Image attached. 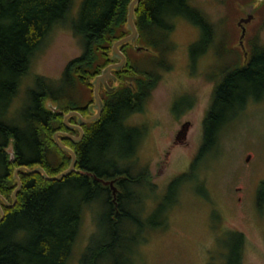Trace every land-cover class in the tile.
<instances>
[{
  "label": "trees",
  "instance_id": "trees-1",
  "mask_svg": "<svg viewBox=\"0 0 264 264\" xmlns=\"http://www.w3.org/2000/svg\"><path fill=\"white\" fill-rule=\"evenodd\" d=\"M131 1L82 0L76 17L70 18L72 31L81 42L80 54L67 62L57 79L34 76L19 108L11 111L32 56L52 27L69 19L73 0H0V264H67L83 212L93 204L108 238L92 235L79 264H97L101 257L109 261L107 253L114 257L124 253L132 225L138 230L160 225L156 218L170 201L172 188L182 177L193 175L197 158L216 146L219 132L232 113L243 109L246 102L264 97V45L259 42V30L264 27V0H233L230 10L238 9L241 3L254 4L253 17L260 18L258 24L252 25L251 34L246 29L251 25H244L247 58L244 60L238 43L241 30L237 26L232 32L237 45L226 46L236 51L237 58L233 65L215 73L199 152L189 170L169 183L163 203L144 218L145 198L140 190L153 186L151 178L146 168L133 175L126 164L142 140L144 127L131 126L126 120L142 111L160 80V69L170 67L174 20L185 18L200 28V41L190 47L193 58L201 54H197L198 50L212 45L214 28L189 0H139L134 6L138 37L133 44L126 42L119 47L126 64L112 71L116 77L114 90L108 92L100 85L103 107L99 117L81 125L82 136L77 141L58 133V140L76 156L74 171L60 180H47L40 172L27 173L21 168L17 172L20 187L14 198L15 169L41 167L48 176H55L70 165L69 152L58 147L54 134L80 135L77 128L64 123L69 111L84 117L93 114L92 82L107 65L118 61L111 58L112 44L130 33L127 14ZM241 9L245 14V8ZM109 82L113 84V80ZM76 121V115L67 118L70 124ZM125 146L127 153L123 152ZM94 176L113 180L115 197L110 186ZM5 201L12 205L7 206ZM256 204L264 209V181L257 187ZM232 234L237 240L233 264H241L242 235ZM114 263L117 264L115 260Z\"/></svg>",
  "mask_w": 264,
  "mask_h": 264
},
{
  "label": "rangeland",
  "instance_id": "rangeland-1",
  "mask_svg": "<svg viewBox=\"0 0 264 264\" xmlns=\"http://www.w3.org/2000/svg\"><path fill=\"white\" fill-rule=\"evenodd\" d=\"M81 1L73 0L69 19L54 25L35 51L11 111L19 108L34 76L57 79L67 62L80 54L81 42L72 31L70 18L76 17ZM189 2L213 25L212 45L198 50L197 54H201L193 58L190 47L200 41L202 32L188 19H175L170 35L174 43L168 55L170 67L160 69V80L142 111L126 120L144 127L135 154L126 160L133 175L146 168L151 178L153 186L140 190L145 198L144 218L163 201L169 183L186 173L197 156L202 144L203 116L217 79L215 73L236 61V51L226 46L237 45L232 32L238 19L246 16L247 6L241 2L245 14L239 5L230 10L233 0ZM258 18L248 22L250 34ZM259 42L264 45V27L259 30ZM46 104L50 106V102ZM184 122H189L185 139L175 143V133ZM128 150V146L123 148V152ZM193 172L172 188L170 201L156 218L159 226L138 230L132 225L127 235L128 249L115 257L107 253L110 262L101 257L97 264H115L114 260L126 264L127 258L128 264H233L237 240L232 232L242 235L241 264H264V209L256 204L257 187L264 181V97L248 101L243 109L232 113L219 132L216 146L197 158ZM134 191L137 195V188ZM92 235L108 238L95 204L83 212L67 264H79Z\"/></svg>",
  "mask_w": 264,
  "mask_h": 264
},
{
  "label": "water",
  "instance_id": "water-1",
  "mask_svg": "<svg viewBox=\"0 0 264 264\" xmlns=\"http://www.w3.org/2000/svg\"><path fill=\"white\" fill-rule=\"evenodd\" d=\"M138 1L139 0H132L129 4L128 14H127V28L129 29L130 33L128 35L124 36L123 38L116 40L112 44V57L111 58H116L118 61L110 63L109 65H107L101 71L100 74L96 75V77L94 78V80L92 82L93 83V96H94V104L92 105L94 108L93 114H91L90 116L84 117V116L80 115L77 111H69L64 116L65 125L70 127V128H77L80 131V135L79 136H73V135H70V134L64 133V132H57L54 134L55 141H56L58 147L69 152V154L71 156L70 165L65 170L61 171L59 174H57L55 176H48L41 167H35V168L20 167V168L15 169L14 177L17 180V186L13 192L14 198H15L17 189L20 187V180L18 178L17 172L21 168L24 169L27 173L40 172L43 175V177L47 180H60L64 176H66L69 173L74 171L76 156H75L74 152L69 147L63 145L58 140V138H57L58 133L64 134L65 136L77 141L82 136L81 125L88 123V122H91L93 120H96L99 117V115L102 111V107H103V104H102V101H101V98L99 95L100 85H103V87L108 92H111L114 90V87L116 86V77L113 75L112 71L113 70H119L126 64V58H125L124 54L120 51L119 47L122 46L126 42H130L131 44H133L135 42L136 38L138 37V33H137V30H136V27L134 24V6L138 3ZM257 1H260V0H257ZM253 8H254V4H249L246 7V16L239 18L237 21V26L241 30L240 36H239V45H240L241 49L243 50L244 60L247 58V52L244 50V46H243V37L245 35V30H246L244 25L252 19ZM137 49L141 50L142 47H137ZM110 79L113 80V83H114L113 87H109L107 84V82L109 83ZM70 115H76L77 116V121L75 124H70L67 122V118ZM87 174L92 175L91 172H88ZM94 178H96V180L103 183L104 185H109L111 188L112 195H113V197H115L116 187L113 185V180H103L102 178H98L96 176H94ZM5 204L7 206L12 205V204L7 203L6 201H5ZM2 213H3L2 208L0 206V219L2 218Z\"/></svg>",
  "mask_w": 264,
  "mask_h": 264
},
{
  "label": "flooded vegetation",
  "instance_id": "flooded-vegetation-1",
  "mask_svg": "<svg viewBox=\"0 0 264 264\" xmlns=\"http://www.w3.org/2000/svg\"><path fill=\"white\" fill-rule=\"evenodd\" d=\"M111 80V79H110ZM191 105V102L189 103L188 106ZM206 111V110H205ZM205 118V113H204V116H203V120ZM188 124L189 122H184L180 125V128L178 131H176L175 133V136H174V142L175 143H182L185 139V136H186V132H187V128H188ZM131 126H137V125H132V124H129Z\"/></svg>",
  "mask_w": 264,
  "mask_h": 264
}]
</instances>
